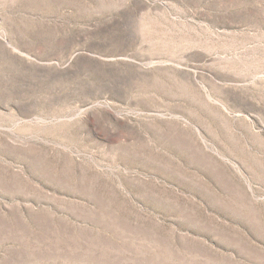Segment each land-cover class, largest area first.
Listing matches in <instances>:
<instances>
[{
    "label": "rangeland",
    "instance_id": "1",
    "mask_svg": "<svg viewBox=\"0 0 264 264\" xmlns=\"http://www.w3.org/2000/svg\"><path fill=\"white\" fill-rule=\"evenodd\" d=\"M0 264H264V0H0Z\"/></svg>",
    "mask_w": 264,
    "mask_h": 264
}]
</instances>
